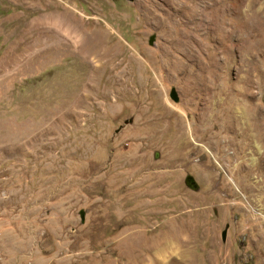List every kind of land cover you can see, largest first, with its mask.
<instances>
[{
    "label": "rangeland",
    "instance_id": "374dc122",
    "mask_svg": "<svg viewBox=\"0 0 264 264\" xmlns=\"http://www.w3.org/2000/svg\"><path fill=\"white\" fill-rule=\"evenodd\" d=\"M202 8L206 33L187 23ZM214 85L241 131L254 110V153L231 158L249 139L225 132L240 147L217 158L186 147ZM155 247L264 264V0H0V264H152Z\"/></svg>",
    "mask_w": 264,
    "mask_h": 264
},
{
    "label": "bare ground",
    "instance_id": "6f19581e",
    "mask_svg": "<svg viewBox=\"0 0 264 264\" xmlns=\"http://www.w3.org/2000/svg\"><path fill=\"white\" fill-rule=\"evenodd\" d=\"M221 8H218V10H220ZM204 11H206V9H203V8L199 12L193 11L192 14H190L189 16H187V23H192L193 24L192 28H194V27H201L202 30L204 31V33H206L207 30L210 27L209 21H206V19L204 17H200V18H198V20L196 18V17H198V13L200 14L202 12V14H203ZM220 23H221V20H220ZM73 33H75L74 32V28L73 27H69V33L68 34L72 38L74 37V36H72ZM187 33L188 34L186 35V39H183V40L173 39V36H172V38L170 39V44H172V43H183V42H186L187 43L188 42V39L190 37L189 32H187ZM203 86L204 87H202V90H203L202 93L208 88L209 85L204 84ZM218 92L219 91L217 89V86L214 85L209 90H207L206 93H204V94H202L200 96L198 102H195V103H198V107L197 106L196 107H197V109L201 110V112L199 111L200 113H197L196 117H194L195 115L192 116V114H194L195 112L194 113L192 112V114L189 113V115H191L194 118L193 119V122H195V124L197 122V125H191V122H190L191 133H192L193 138H192L191 141H189L188 143L185 144L186 147L190 148L189 150H193V151H196L197 150L198 152H203L204 153L205 150H206V147H208V146L205 145L206 144V141H207L212 146V148H213V150H209L208 149L209 150L208 153L209 154H212L215 158H217V154L218 153L216 151L218 150L219 147L220 148H223L222 151L225 154H226V147H228V146L231 147V145H233V146H236V148L237 147H240V144L239 143H237V142L235 143V142H233L231 140H227L226 137L222 136L223 132H225L227 134H230V136L227 137L228 139H235L238 136H240L239 138H241L242 136H244L247 139H249V141L246 143L245 146L247 148H249L251 152H248L247 151L246 153H244V149L245 148L243 149L241 147L240 149L236 150V152H232L230 154V157L231 158H234V157H237L238 158L240 155L254 153L255 148H257L256 146H254L253 140H252L253 135H254V130H255L253 128V126H254L255 116H256L254 110L251 108V114L249 113L248 120H247V122H248L247 123V128L241 131L240 122H239L240 119H239V116L237 115V113H238L237 100L234 99L232 102L229 101L230 105L227 108H224L221 105H219L217 101H214V103H213L212 98H216V95L218 94ZM191 96L194 97L193 94ZM212 104H214V106H215V109H216L215 112H212V110H211ZM193 106H195V105H193ZM172 113H171L170 116L173 117V118L175 117V119H176L177 118V116L175 115L176 113L175 114H172ZM186 114H188V112ZM211 114L213 116V120L212 121L209 120L210 122L208 123V116L209 115L211 116ZM222 114H225L227 118L224 119L221 116ZM219 116L222 117L224 120H223V122L221 121V124L222 125H220L219 129L214 130V128H216V123L215 122L217 121V118H219ZM181 128H182V126H181ZM178 134H179V137L180 138H183L185 136L184 129H178ZM220 153H221V150H220ZM223 157H224V155H223ZM202 163H204V162H202ZM204 165L206 166V170H208V174L210 175V177L214 179L215 178V176H214V170H215V168L212 166L211 161H210V159L208 157H207V161H205ZM229 165H231V164H229ZM170 244L167 243L165 245H168L169 246ZM156 247H155V250H153L154 248L152 250H149V249L146 250V249H144L143 252H145V251H147L146 253L149 252L148 253L149 260H150V262L152 264H165L164 261L160 260L157 257V255L161 252L162 249H160V248L159 249H156ZM140 249H141V247H140ZM137 251H139V250H137ZM142 256H143V254H142ZM145 256L146 255H144L143 257H145ZM139 258H140V256H139ZM136 262H137V260H136ZM139 262L141 264H147V262L146 263H143V259L142 258L139 259Z\"/></svg>",
    "mask_w": 264,
    "mask_h": 264
},
{
    "label": "water",
    "instance_id": "95a60500",
    "mask_svg": "<svg viewBox=\"0 0 264 264\" xmlns=\"http://www.w3.org/2000/svg\"><path fill=\"white\" fill-rule=\"evenodd\" d=\"M154 39V36H151L149 42L152 43ZM169 96L174 100V101H178V95L175 91V89H171L170 93H169ZM185 184L193 189V190H196L198 188V185L196 183V181L194 180L193 176L188 174L185 176ZM80 216H81V220L83 221V212L80 213ZM222 238L224 239L225 238V231L222 232Z\"/></svg>",
    "mask_w": 264,
    "mask_h": 264
}]
</instances>
